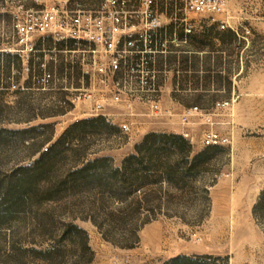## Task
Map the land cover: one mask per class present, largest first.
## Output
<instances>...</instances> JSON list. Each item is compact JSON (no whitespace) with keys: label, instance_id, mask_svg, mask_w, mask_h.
<instances>
[{"label":"rangeland","instance_id":"rangeland-1","mask_svg":"<svg viewBox=\"0 0 264 264\" xmlns=\"http://www.w3.org/2000/svg\"><path fill=\"white\" fill-rule=\"evenodd\" d=\"M22 5L32 0H0V178L47 148L51 182L98 157L117 166L149 133L180 134L194 153L218 147L194 167L193 153L161 157L175 165L173 180L152 174L156 182L125 201L95 186L64 188L14 214L0 228V264H165L176 255L194 264H264V0H229L228 15L196 19L190 54L168 56L170 72L158 81L162 114L143 101H107L115 123L79 127L101 115L58 89L76 55L8 50L12 11ZM226 18L237 34L219 28ZM41 64L54 72L53 89L35 85ZM123 118L127 133L117 125ZM209 133L221 143L206 144Z\"/></svg>","mask_w":264,"mask_h":264},{"label":"built area","instance_id":"built-area-1","mask_svg":"<svg viewBox=\"0 0 264 264\" xmlns=\"http://www.w3.org/2000/svg\"><path fill=\"white\" fill-rule=\"evenodd\" d=\"M228 4L229 0H32V5L12 11L15 46L8 50L21 58L75 54L64 64L66 83L58 89L70 93L73 102L89 101L92 113L109 123L115 119L105 112L107 101L128 108L132 101H143L160 115L158 81L170 72L167 57L190 54L196 19L228 15ZM218 26L237 33L227 18ZM37 75L38 90L53 89L54 72L46 64ZM117 125L129 131L127 118ZM205 143L221 140L209 133Z\"/></svg>","mask_w":264,"mask_h":264},{"label":"trees","instance_id":"trees-1","mask_svg":"<svg viewBox=\"0 0 264 264\" xmlns=\"http://www.w3.org/2000/svg\"><path fill=\"white\" fill-rule=\"evenodd\" d=\"M9 55L6 54V57ZM96 121L105 123V119L100 116L78 121L73 126L89 125ZM206 147L194 153L189 150L188 140L180 134L149 133L135 147L134 152L124 157L119 165H111L108 158L98 157L52 182L47 180L52 148H47L32 164L17 167L9 175L1 176L0 228L6 226L14 214L26 212L30 206L44 200L55 199L64 188L95 186L99 193L125 201L134 192L156 182L149 178L152 174L161 173L167 180H173L175 165L169 162L162 163L161 157L170 159L178 156L179 160H182L184 152L193 153L191 166L194 167L208 150L216 149L218 146ZM41 181L44 183L46 181L48 185L40 186ZM261 203H264V189L259 197V204ZM165 264H194V261L188 256L176 255Z\"/></svg>","mask_w":264,"mask_h":264},{"label":"crops","instance_id":"crops-1","mask_svg":"<svg viewBox=\"0 0 264 264\" xmlns=\"http://www.w3.org/2000/svg\"><path fill=\"white\" fill-rule=\"evenodd\" d=\"M229 29H231V28H229ZM234 33H236V31H234L233 29H231ZM237 34V33H236ZM191 72V71H190Z\"/></svg>","mask_w":264,"mask_h":264}]
</instances>
